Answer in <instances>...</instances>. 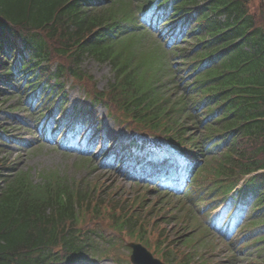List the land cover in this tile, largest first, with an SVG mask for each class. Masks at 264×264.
Returning a JSON list of instances; mask_svg holds the SVG:
<instances>
[{
	"label": "trees",
	"instance_id": "16d2710c",
	"mask_svg": "<svg viewBox=\"0 0 264 264\" xmlns=\"http://www.w3.org/2000/svg\"><path fill=\"white\" fill-rule=\"evenodd\" d=\"M135 1L139 11H159L177 22L188 46L156 50L131 65L120 39L129 32L121 25L129 10L117 19L115 0H0V95L10 82L26 88L64 75L79 80L83 57L108 59L113 81L97 95L115 114L161 129L181 151L201 144L204 157L210 154L201 168L217 177L231 180L239 172L264 169V0ZM114 44L124 47L118 51ZM174 51L188 76L176 83L171 75L172 93L164 95L142 75L152 63L166 65ZM54 59L50 71L45 65ZM4 169L0 158V264H50L98 254L86 226L93 210L78 212L63 182L48 174L33 183L24 172L7 175ZM243 191L254 193L255 216L264 220V171L247 180Z\"/></svg>",
	"mask_w": 264,
	"mask_h": 264
},
{
	"label": "rangeland",
	"instance_id": "374dc122",
	"mask_svg": "<svg viewBox=\"0 0 264 264\" xmlns=\"http://www.w3.org/2000/svg\"><path fill=\"white\" fill-rule=\"evenodd\" d=\"M142 44L147 45V41H142ZM81 68L93 78L99 89L106 88L108 81L112 78L110 65L98 62L92 57H85ZM63 85L68 93L65 97L63 111L61 109V115L54 118L55 123L50 121L49 124L44 123L45 126H42V122L37 118L40 105L45 103L46 99L32 95L31 99L26 102L25 95L19 94L16 89H11L6 97L0 98V125L4 134L0 140V155L9 167L28 173L34 182H38L44 172L57 173V176L64 178L71 188L86 191L92 198L97 189L102 190L100 193L102 199L107 198V193H111L112 201L124 207L134 197L137 200L144 198L146 206L154 203L151 214L147 216L148 220L162 215L165 217L171 215L169 207L173 208V205H175L174 208L179 207L174 212L177 218L186 213L185 211L188 214V211H192L191 215L198 223L196 230L186 228L183 220L181 222L166 220L163 227H165L164 234L169 241L179 240L183 235L191 232L189 237L191 245L188 244L186 249L179 245V241L176 245L186 252L193 253L194 261H200L203 264H264V239H255L264 235L263 227H258L262 225H257V228L248 227L246 221L240 219L241 211H238V207L228 204L229 198L217 208H211L212 204L208 205L212 203L210 199H205L198 204L201 208H196L192 203L183 202V190L179 194L160 192V190L151 191L154 184L159 183H147L146 177L129 178V173L122 171V163L114 164V160L103 163L105 156L99 151L104 138L111 139V143L120 144L124 136L122 132L116 130L114 122L105 117V110L102 106L96 108V117L101 125H99V131L95 132L99 134L96 143L100 141L95 148H93L94 145L90 147L92 134H88L89 125L83 131L78 132H75L77 128L74 127L75 131L72 130V132L75 134L69 132L70 126L65 127L69 134L62 136L57 142L53 135L60 126L57 122L65 121L64 118L70 115L75 106L81 107L88 104L87 98L80 89L70 87L69 81H64ZM29 93H32V90ZM71 118L72 116L69 117L67 123L73 125L70 122ZM111 145L113 144H107L106 150ZM100 198L97 197L96 200ZM143 215L144 212H141V216ZM96 221L97 218H94V222ZM187 221L195 222L190 217ZM252 229H255L256 233L252 235L253 237H249L248 231ZM155 233L156 229L153 226L150 237L146 234L145 237L152 242L150 238L154 239ZM122 238L125 239L123 236ZM164 248L166 249L167 246ZM112 249L116 256L128 259L129 249L122 247L118 241L114 243ZM114 262L115 260L105 257L95 262L87 258L83 262H61L59 264H115ZM122 264H130V262Z\"/></svg>",
	"mask_w": 264,
	"mask_h": 264
},
{
	"label": "water",
	"instance_id": "95a60500",
	"mask_svg": "<svg viewBox=\"0 0 264 264\" xmlns=\"http://www.w3.org/2000/svg\"><path fill=\"white\" fill-rule=\"evenodd\" d=\"M134 248V252L131 256V260L137 264H161L157 260H153L150 254L143 252V249L139 246L131 245ZM148 257V259H147Z\"/></svg>",
	"mask_w": 264,
	"mask_h": 264
}]
</instances>
